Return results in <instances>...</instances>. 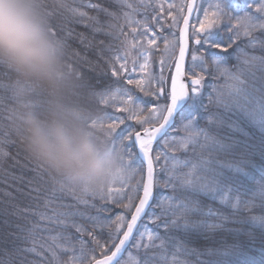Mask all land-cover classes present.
<instances>
[{
  "label": "snow or ice",
  "instance_id": "obj_1",
  "mask_svg": "<svg viewBox=\"0 0 264 264\" xmlns=\"http://www.w3.org/2000/svg\"><path fill=\"white\" fill-rule=\"evenodd\" d=\"M115 2L120 14L98 3L84 5L110 17L107 25L100 24L87 11L72 7L68 0H45V8L52 34L66 48L79 87L89 99L113 109L99 116L95 123L125 161L126 174L118 187L111 184L98 189L81 188L79 194L76 188L55 180L50 188L34 189L35 207L23 210L26 223L16 224L15 232L9 233L18 242L10 250L18 264H124L123 256L130 248L143 250L137 264H190L186 258H198L201 253L189 245L198 242L201 235L209 234L203 230L215 234L216 229H223L228 223L244 222L237 218L256 207L264 213V172L259 180L251 175L257 146L251 133L245 135L243 127L258 125L264 130V86L257 89L255 84L256 73L264 74V2L206 0V6L198 0ZM148 8L152 9L150 19L146 17L143 23L134 19L141 9L146 12ZM85 21L93 25L94 32L119 42L115 46L99 41L101 46L97 49L111 76L120 81L116 87L88 91L92 85L83 65L94 66L86 56L72 50L69 41L75 36L88 48L94 45L68 27ZM153 25L159 31L167 27L173 37H159L163 53L158 76L151 70L153 54L159 51L156 39L159 33L153 30ZM221 30L228 33L226 41L219 38ZM150 32L152 38L146 44L140 43ZM248 49H259L262 54L255 55ZM105 52L111 54L105 58ZM188 58L190 64H186ZM233 58L236 63L228 67V60ZM137 70L140 78L133 76ZM166 71L171 73L170 77H165ZM220 77L227 82L226 93L213 83ZM169 78L170 91L165 88ZM125 85L166 103L148 107ZM10 87L8 75L0 73V93H6ZM206 87H211L207 95ZM114 113H127L126 119L140 125L143 134L125 126V118ZM171 127L184 133L178 143L177 136L168 135ZM10 144H15V140L0 117V152ZM154 144L160 145L159 148L154 149ZM178 151L183 152V157L176 154ZM259 151L264 158V137ZM134 176L140 178L133 184ZM89 195L104 204H117L124 212L114 219L105 217L106 223L101 224L99 216H87L86 211L79 209V205L85 209L96 207L89 205L85 198ZM66 196L75 203L66 201ZM209 202L220 206L211 207ZM98 211L109 209L102 207ZM248 220H259L264 226V214L249 216ZM86 223L92 228L86 227ZM97 227L106 228L107 236L97 235ZM245 234L254 238L252 233ZM242 247L240 243L224 241L220 248L207 254L235 256V264H264V255L259 260L244 256L240 253ZM30 255L41 260H29ZM0 264H13V260H0ZM196 264L230 262L221 258L197 259Z\"/></svg>",
  "mask_w": 264,
  "mask_h": 264
},
{
  "label": "trees",
  "instance_id": "obj_2",
  "mask_svg": "<svg viewBox=\"0 0 264 264\" xmlns=\"http://www.w3.org/2000/svg\"><path fill=\"white\" fill-rule=\"evenodd\" d=\"M262 2H264V0H262ZM36 3L38 10L46 20L49 37L57 52L58 64L54 76L51 79L38 78L18 72L7 63H0V73H6L8 75L11 85L9 91L0 93V117H3L4 122L15 140V144H10L7 148L2 150V152H7V155L0 152V252L3 253L0 255V260L7 261L12 259L13 264H18V262L10 250L13 249L18 242L14 241L9 233L15 232L16 224L26 223L22 218L25 215L23 210L35 207L36 201L34 198L37 196V193L34 189L39 188L43 191L46 187L50 188L53 185V180L76 188L77 194L80 193L81 188H86L70 183L65 177L55 173L50 167L38 161L27 151L24 141V130L25 122L28 118H37L46 122L55 116L80 121L92 133L101 150L117 164V171H120V173H118L120 176L119 180L123 179L126 174L125 161L117 151L113 150L109 138L95 123L99 116H103L106 112H113V109L98 104L96 99H89L85 91L79 87V81L76 79L75 72L70 68V60L66 48L62 41L52 34L49 17L46 13L45 0H36ZM68 3L72 7L87 11L89 16L96 17L100 24L103 25H107L111 18L105 16L102 12L85 8L84 5L88 3H98L102 8L120 14V7L115 0H68ZM237 3L243 4L244 1L237 0ZM66 15L68 14L66 13ZM151 16V8H148L146 12L141 9L139 14L135 15L134 19L143 23L146 17L150 19ZM68 27L72 28L77 36L82 35L86 38V41H90L94 45V47L88 48L85 44H81L80 40L75 36L69 41L71 49L86 56L94 66V68H90L87 64L83 65V71L90 77L89 83L92 85L88 91L99 92L110 86L116 87L120 81L111 76L108 65L105 63V60L99 58L97 49L101 46L99 41H103L104 45L111 43L115 46H118L119 42L112 40L110 37L100 32H94L93 25L89 21H85L84 23H72L69 24ZM221 28H223V26H221ZM125 30L127 31L128 29L126 28ZM153 30L159 33V37L162 35L168 36L169 39L172 38V36L169 35V29L167 27H165L163 31H159L158 26L153 25ZM105 31H107V28H105ZM171 31L175 32L176 29H171ZM137 34H139V30ZM150 34L153 33L150 32L148 36H150ZM256 35H259V33ZM227 36L228 33L226 31L221 30L219 32L220 39L226 41ZM145 39H148V37H142L140 43H145ZM238 43H240V41H238ZM158 47L159 51H155L152 57V72L157 76L159 75V59L163 53V41L160 38H158ZM248 51H254L255 55L262 54L259 49H248ZM110 54L111 53L105 52V58ZM224 55L226 56L227 54ZM235 63L236 61L234 58L230 59L227 62V66L231 67ZM188 64H190V59ZM129 68H131V64H129ZM124 75L127 74L125 73ZM164 75L165 77H170L171 73L166 71ZM256 77L257 80L255 84L256 88L259 89L261 86H264V74L257 72ZM213 83L225 93L228 91L227 82L223 77H220ZM170 85L171 82L169 78L165 83L166 90L170 91ZM125 86L131 88L136 95L140 96L141 100L145 101L148 107L155 104L163 105L166 103L163 99L157 101L150 96H144L132 85ZM209 91H211V87H206L205 95H207ZM216 110L217 109L214 107L213 111ZM114 114L121 115L122 118H125V126H130L136 131L142 130L141 126L136 124L135 121L126 119L127 113ZM235 118L236 117H234V119ZM176 124H179V119H177ZM243 127L245 129V135L251 133L257 146L252 160L254 167L251 175L259 180L260 175L264 172V158L261 157L259 151V143L261 138L264 137V130L258 125H253L251 127L243 125ZM168 135L169 137L177 136L178 143L179 136H183L184 133H177L174 127ZM159 146L160 145L155 144L154 149L159 148ZM176 154L183 157L182 151H178ZM139 178V176H134L132 183L134 184ZM107 186H109V184L99 188ZM85 198L88 200L89 205L95 204L96 207H87V209H85L84 205H79V209L81 211H86L87 216H99L101 224L106 223L105 217L114 219L117 214H122L124 212V209L117 204H104V202L99 199L93 200L90 195ZM65 199L68 202L75 203V201L71 200V197L66 196ZM136 203H138V200ZM209 206L219 207L220 205L215 202H209ZM102 207L109 209V211H98V209ZM262 214L264 213H262L261 209L256 207L253 208L251 212H245L243 217L237 218L244 222L236 224L228 223L223 229H216L215 234H212L211 230H203L209 234L206 237L201 235L198 242L189 245V247H194L199 251L201 255L198 258L196 256H190L186 259L189 260L190 264H196L197 259L208 261L218 258L227 259L230 264H235V256L216 257L207 254L212 249L220 248L221 242L226 241L228 244H242L243 247L240 249L242 255L254 257L256 260H259L261 256L264 255V226H261L259 220L253 222L248 220V217H260ZM81 223H85V221H81ZM86 227L92 228V225L86 223ZM237 229H239V232L236 231ZM95 232L97 235L101 236V238L107 236L106 228L97 227ZM245 233H252L254 238L249 239L248 235ZM84 239L90 241V238L87 236H85ZM128 253L134 254L135 264H137L144 254L143 250L137 252L135 248H130ZM97 255L99 256V253H97ZM126 256L123 259L124 261L126 260ZM62 258L66 259L67 257ZM28 259L39 262L41 257L30 255Z\"/></svg>",
  "mask_w": 264,
  "mask_h": 264
},
{
  "label": "clouds",
  "instance_id": "obj_3",
  "mask_svg": "<svg viewBox=\"0 0 264 264\" xmlns=\"http://www.w3.org/2000/svg\"><path fill=\"white\" fill-rule=\"evenodd\" d=\"M0 63L38 78L54 76L57 52L36 0H0ZM24 141L34 158L75 185L94 189L120 178L117 164L80 121L28 118Z\"/></svg>",
  "mask_w": 264,
  "mask_h": 264
},
{
  "label": "rangeland",
  "instance_id": "obj_4",
  "mask_svg": "<svg viewBox=\"0 0 264 264\" xmlns=\"http://www.w3.org/2000/svg\"><path fill=\"white\" fill-rule=\"evenodd\" d=\"M242 1H244V0H242ZM198 3H204L205 6H206V0H198ZM165 7H166V4H165ZM200 19H203L202 15L200 16ZM194 20H195V18H194ZM194 20H193V22H194ZM152 36H153V34H150V36H148V39H149V38H152ZM161 36H162V35H161ZM158 38H159V36L156 37V39H157V45H158ZM171 39H173V37H172ZM146 41H147V39H145V43H144V44H146ZM168 55H170V53H169V54H165L164 58L167 59V56H168ZM151 70H152V69H151ZM133 76L136 77V78H140L141 74H140L139 71L137 70L136 73H133ZM144 102H145V101H144ZM118 116L121 117V115H118ZM118 173H120V171H118ZM119 177H120V176H119ZM121 180H122V179L118 180V182L110 183L109 185L114 184L113 186L118 187V186H119L118 184H119V182H120ZM116 183H118V184H116ZM124 264H135V256H134V254H132V253H128L127 256H126V260L124 261Z\"/></svg>",
  "mask_w": 264,
  "mask_h": 264
},
{
  "label": "water",
  "instance_id": "obj_5",
  "mask_svg": "<svg viewBox=\"0 0 264 264\" xmlns=\"http://www.w3.org/2000/svg\"><path fill=\"white\" fill-rule=\"evenodd\" d=\"M194 19V18H193ZM193 22V21H192ZM177 56H178V54H177ZM189 59V58H188ZM188 59L186 60V64H188ZM173 72H174V68H173ZM173 129V127H171L170 129H169V132L171 131ZM168 132V133H169ZM141 134H143V132L141 131ZM155 145V144H154ZM145 172H146V166H145ZM141 195H142V193H141ZM127 253V252H126ZM126 253L124 254V256H123V259H124V257H125V255H126Z\"/></svg>",
  "mask_w": 264,
  "mask_h": 264
},
{
  "label": "bare ground",
  "instance_id": "obj_6",
  "mask_svg": "<svg viewBox=\"0 0 264 264\" xmlns=\"http://www.w3.org/2000/svg\"><path fill=\"white\" fill-rule=\"evenodd\" d=\"M189 59H190V58H189ZM189 59H188V60H189ZM188 63H189V62H188Z\"/></svg>",
  "mask_w": 264,
  "mask_h": 264
}]
</instances>
